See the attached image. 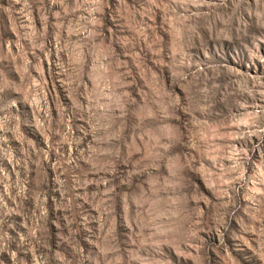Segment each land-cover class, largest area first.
<instances>
[{"label":"rangeland","instance_id":"1","mask_svg":"<svg viewBox=\"0 0 264 264\" xmlns=\"http://www.w3.org/2000/svg\"><path fill=\"white\" fill-rule=\"evenodd\" d=\"M0 264H264V0H0Z\"/></svg>","mask_w":264,"mask_h":264}]
</instances>
